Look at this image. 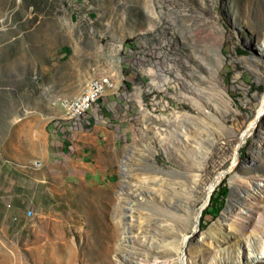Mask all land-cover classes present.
<instances>
[{
    "label": "rangeland",
    "instance_id": "1",
    "mask_svg": "<svg viewBox=\"0 0 264 264\" xmlns=\"http://www.w3.org/2000/svg\"><path fill=\"white\" fill-rule=\"evenodd\" d=\"M262 27L264 0H0V264H135L191 231L219 169L187 264H264V115L240 138L264 92ZM77 59L86 86L114 88L69 119L55 104ZM104 129L111 178L86 164L77 179L62 165L81 172L77 147Z\"/></svg>",
    "mask_w": 264,
    "mask_h": 264
},
{
    "label": "bare ground",
    "instance_id": "2",
    "mask_svg": "<svg viewBox=\"0 0 264 264\" xmlns=\"http://www.w3.org/2000/svg\"><path fill=\"white\" fill-rule=\"evenodd\" d=\"M264 31V27H262ZM107 75L102 74L100 76H97L98 81H106ZM96 85V77L92 78L88 85L79 93L67 96V95H61L57 98V103H59V100H69V102L64 103V108H62L65 116L69 119H75L81 116L84 112H86L92 104H94L100 96L103 95V93L106 90L113 89L114 88V80L112 79L110 86H105V91H102L100 93H93L90 94V97H88V103H85L81 110L78 112V110H71L72 105H77L84 97L87 95V90H90L92 87ZM68 110V111H66ZM264 115V92L261 94L258 102V107L256 109L254 117L247 123L245 128L242 130L240 134V138H246L250 133H253L256 130V127L259 124V121L261 117ZM234 162L238 161V155H233ZM225 169H219L212 178H210L204 187L203 191V197L201 200V203L197 209V211L194 214L193 217V223L191 226L190 232H183L181 234V237H179V240L175 243H172L171 241H166V237L161 238L162 242L160 243V246H155L152 243L149 244L151 246L152 252H150L149 255H145L143 259H139L138 262L135 264H187L186 261V251L185 248L189 244L190 239L193 234H195L199 230V221H200V211L203 209L209 200V197L211 196L215 186L220 182V180L226 175ZM40 220V219H39ZM112 229L110 236L114 235L115 226ZM36 254L38 256V244L35 247ZM40 257V258H39ZM38 259H41L45 264H47L48 260L46 258L42 259V257L39 255Z\"/></svg>",
    "mask_w": 264,
    "mask_h": 264
},
{
    "label": "crops",
    "instance_id": "3",
    "mask_svg": "<svg viewBox=\"0 0 264 264\" xmlns=\"http://www.w3.org/2000/svg\"><path fill=\"white\" fill-rule=\"evenodd\" d=\"M75 75L70 78L67 89L66 90H61L62 92L60 94L62 95H67V96H72L84 89V87L87 84V79L88 77L86 76L85 70L83 68L82 62L77 59L76 61V66H75ZM87 81V82H86ZM106 93V92H105ZM104 93V95H105ZM60 96V95H59ZM104 97V96H103ZM100 100V99H99ZM103 105V101L101 102ZM105 103V102H104ZM98 115L97 114H92L90 116V119L88 123L96 122ZM96 118V120H94ZM104 134L101 135H95L92 136V134L87 135L85 137V142L79 147H77V158L81 160V164L83 165L81 172L78 169V161L74 158H69L67 162H65L62 166L65 167L66 169H69L72 175H76L77 179H79V176L81 177L82 180H84L85 176V167L84 165L87 164L90 165L88 166V172L92 177H96L97 175H100V178H111V173L107 172V167L106 163H102L101 159H98L103 156V151H108L109 154L112 150L111 146L109 145L110 141V133L107 132V130H103ZM101 138L106 140L105 145L100 144ZM29 142V143H28ZM28 148L29 152L26 156L20 157L16 156V158L21 159V163L25 164L27 163L30 158H31V151H32V144L33 142L28 141ZM35 153L39 154L41 156H44L43 158L47 157L46 151L42 149V146H35ZM96 160V161H95ZM101 160V161H100ZM100 161V162H99ZM52 163V162H51ZM18 164V163H10V164H5L6 167L12 168V169H17L21 170L20 167L25 168L26 164ZM57 167L61 165H56ZM106 168V170H104ZM100 170V171H99ZM2 187L0 186V189Z\"/></svg>",
    "mask_w": 264,
    "mask_h": 264
},
{
    "label": "built area",
    "instance_id": "4",
    "mask_svg": "<svg viewBox=\"0 0 264 264\" xmlns=\"http://www.w3.org/2000/svg\"><path fill=\"white\" fill-rule=\"evenodd\" d=\"M95 77H96V85L94 87H92L90 90H87V95H85V97L77 105H72V109L71 110H78V112H79L81 110L82 106L85 103H88V97H90V94L100 93L102 91H105V86H110L111 81L113 79L108 74H107L106 81H98L97 80V74H96ZM65 102H69V100H59V103H57L55 105L64 108V103ZM97 105L98 104H92V108H95ZM66 111H68V110H66ZM89 119H90V116H89V118L87 119V121L85 123H88ZM85 123H82L81 125H78V126H70V124H56V125L60 126V127H63L66 130L68 128V130L72 131V132H79L83 128V125Z\"/></svg>",
    "mask_w": 264,
    "mask_h": 264
},
{
    "label": "trees",
    "instance_id": "5",
    "mask_svg": "<svg viewBox=\"0 0 264 264\" xmlns=\"http://www.w3.org/2000/svg\"><path fill=\"white\" fill-rule=\"evenodd\" d=\"M227 192H228V188L227 187H222L221 189L219 188V191H218V193H217V196H212L211 197V203H210V205L214 202V201H216L217 202V204L219 205L218 207H217V210L219 209V207L223 204V202H222V200H220V198L221 199H224L226 196H227ZM219 197V198H218ZM216 199V200H215Z\"/></svg>",
    "mask_w": 264,
    "mask_h": 264
},
{
    "label": "water",
    "instance_id": "6",
    "mask_svg": "<svg viewBox=\"0 0 264 264\" xmlns=\"http://www.w3.org/2000/svg\"><path fill=\"white\" fill-rule=\"evenodd\" d=\"M209 200H210V197H209ZM209 200H208V203H209ZM208 203H207V204H208ZM201 213H202V209H201V211H200V214H201Z\"/></svg>",
    "mask_w": 264,
    "mask_h": 264
}]
</instances>
